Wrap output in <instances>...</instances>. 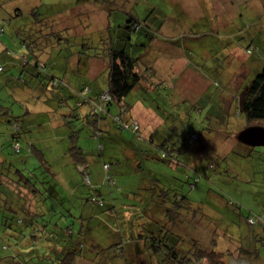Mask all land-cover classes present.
<instances>
[{
  "label": "rangeland",
  "instance_id": "rangeland-1",
  "mask_svg": "<svg viewBox=\"0 0 264 264\" xmlns=\"http://www.w3.org/2000/svg\"><path fill=\"white\" fill-rule=\"evenodd\" d=\"M111 1L114 4L108 6L94 0H0V174L6 177L22 172L41 179L40 191L44 193L34 197L22 188L17 189L18 194L31 209L32 196L36 200L44 197L56 209L53 214L46 204L36 223L26 217L23 224L10 228L2 223L11 215L6 197L0 195L1 264H58L72 247L77 251L72 264H171L164 259L169 256L165 254L168 249L154 252L153 237L148 248L139 239V250H135L138 229L127 222L135 218V210L140 213L136 224L149 219L145 213L165 222L161 219L163 210L155 204L149 208L153 191L158 200L159 187H171L190 196L195 201L193 208L201 210V221H194L191 211L184 219L193 225L186 222L176 229L199 239L206 250L217 248L219 259L206 258L202 264H264V146L254 147L236 138L247 126L241 100L264 66V0ZM34 13L44 20L37 26ZM143 17L156 23L157 38L150 41L143 30L133 32L131 38L135 42L144 39L147 51L140 45H128L126 50L146 52L143 56L150 69L165 81L157 83L156 79L152 87L142 84L132 92L129 101L134 105V118L129 121L134 125L127 124L123 130L112 118L101 120L97 126L76 118L79 108L75 106V91L84 99L107 88L108 47L124 48L127 40L123 36L129 32L126 23L130 18ZM36 28L43 34L61 31L50 35L48 44L42 42L46 46L42 60L51 56L46 60L47 70L62 81L56 86L32 63L22 71L19 58L27 52L22 38L30 42L35 34L41 36ZM169 35L174 36V42L162 43ZM250 36L256 48L249 53ZM8 57L18 64L3 60ZM20 73L27 83L20 82ZM64 95L66 100L61 102ZM118 110L114 105L111 112ZM67 117H71L70 122H64ZM135 129L144 140L154 132L156 142L166 138L176 145L179 150L172 148L173 160L155 155L143 158L137 153L134 159L128 158L124 137L132 143L131 152L147 149L133 147L142 148L146 143ZM193 133L199 140H191ZM99 134H103L102 139ZM73 139L85 152L92 184L98 183L93 188L106 196L103 207L86 199L83 167L73 163L68 150L75 144ZM14 140L20 145L19 152ZM186 142L197 147L189 151L194 164L200 163L202 154H220L208 157L217 165L212 178L203 176L193 189L185 182L187 169L174 165L179 164ZM30 143L42 151L47 163L43 164L29 148ZM151 149V154L159 152L156 147ZM105 162L111 164L109 173L115 183L107 180ZM46 165L53 167L57 178ZM198 172H192V177ZM58 177L67 181L61 182ZM154 177L161 183L153 185ZM4 183V193L11 194L10 200L16 203L20 197L7 187L12 185L10 180L4 179ZM75 184L80 186L77 194ZM229 197L235 203H229ZM113 204L120 217L110 209ZM84 209L85 220L81 218ZM250 214L253 216L247 217ZM69 225L73 234L70 229L66 232ZM184 246L191 249L190 243ZM176 251L190 255L183 248Z\"/></svg>",
  "mask_w": 264,
  "mask_h": 264
},
{
  "label": "trees",
  "instance_id": "trees-1",
  "mask_svg": "<svg viewBox=\"0 0 264 264\" xmlns=\"http://www.w3.org/2000/svg\"><path fill=\"white\" fill-rule=\"evenodd\" d=\"M78 1L89 2L90 0H78ZM94 1L105 2V4H108V6H110L111 4H114V2L111 0H94ZM20 13L21 12H18L16 13V15H19ZM34 15H35L34 24L36 26L41 24L40 23L41 21L42 22L44 21L43 19L39 18L37 14L34 13ZM154 26H156V23L152 22L151 20L149 21V19L146 17H143V19H135V18L129 19V21L126 23V27L129 30L128 35L123 36L127 40L123 46L124 48H119L117 46L111 45L108 47L106 51V56L109 60V74H108L107 88L103 91H99L96 94V96L91 94V96H87L84 99L80 97L78 90L75 91V93H77L75 94V99H76L75 106L79 108V113L75 114L76 118L82 117L87 121V123L93 124L94 126L95 125L97 126V124L101 120L108 121L109 118H112L114 122H117L116 126L121 130H123V128H126L127 124L128 126L134 125L129 121L130 118H134V116L131 114L132 107H134V105L129 101L130 95L132 94L134 90L140 88L142 84H145L146 86L151 84V87H152L153 85L152 83H154V85L156 84L155 82L156 79L159 80V82L157 83H160L161 80H164V79L157 78L156 77L157 74L154 73V70L150 69V65L147 59L143 56V54L146 52L143 51V52H139L138 54L137 53L135 54V52H131V51L129 52L128 50H126V48L128 47V45H132V46L140 45L142 47H145L144 50L146 49L147 51L146 47L148 46V44H146V41L144 39L143 41L138 38L136 39L137 41L135 42V39L133 40L131 38V34L133 32H138V31L143 30L146 33L147 38H149L150 41L151 40L153 41L155 38H157V36L155 35L156 33H155ZM48 27H50V22H48ZM37 32H40L41 36H37L35 34V38L32 39L30 42L22 38V41L23 42L25 41L24 46H26L27 52L20 57L21 65H23L24 67L28 65L29 63L34 64V66L38 70L46 72L47 75L50 76V79H51L50 84L52 86H56L62 81L57 76L50 74L51 72L47 70L48 63L46 62V60L51 58V56H46L45 58H43L44 60H42L43 52H44V49L46 48L45 45L43 47L42 42H46V44H48V42L50 41L49 36L55 35L56 33H61V31H58V32L53 31L51 33L43 34L41 28L39 29L36 28V33ZM256 33L257 32H255V34ZM59 37L62 38V36L60 35ZM173 38L174 36L169 35V38L162 43H167L170 45V43L174 42ZM249 40H251L248 46V52L250 53V52H253L256 47L253 45V42H252L253 36L252 38L250 36ZM171 75H174V74H171ZM174 76H177V75H174ZM178 76H180V74ZM154 77L156 78L154 79ZM21 80L23 79L21 78ZM65 97L66 96L64 95L60 99V101L64 102L66 100ZM114 105H117L119 107V110L116 113L111 112V109L113 108ZM240 107L247 121V126L245 128L251 125H263L264 126V66L261 69V71L258 74H256V76L250 82L245 92V96L241 100ZM70 118L71 117L65 118L64 122H68L69 120H71ZM13 121L14 120L10 119L11 123H13ZM101 131L103 130L101 129ZM136 132L138 133V137L140 138V140H143V142L145 141L146 143L142 145V148H139L135 144L133 145V147L139 150L149 148L150 151L148 152L146 149V150H143V153H138V152H133V151L131 152L129 148L131 147L132 143H130L129 139L124 137L123 139L126 142V149H128L126 150V152L130 153V156H128V158L131 157L130 159H134L133 156L134 155L137 156L134 153H137V154H142L143 158H147V157H151L155 155L156 157L160 156V158L164 159L165 161L173 160L171 158L172 153H173L172 148L176 145L170 143L166 138L160 141L158 140L156 142V140L153 138L154 132L151 133L148 138H145V140L142 137H140L141 135L139 136V130H137ZM95 134H97V132H94V135ZM194 134L195 133L191 135V140H194V141L199 140V137L197 139H194ZM238 135L236 136L237 139H239ZM99 136H100L99 139H102L103 134H99ZM14 141H15L14 144H16V149L19 152L21 150L20 145L16 143V140ZM73 141L75 143L74 146L69 148L68 150H70V153H71L70 155H72L71 157H72L73 163H75L77 167L78 166L83 167L81 170L83 179L85 181L83 182H84V185L88 187V191L85 192L86 199L88 201H92L95 204L103 207L106 205V201H105L106 196L102 194L101 190H98L97 188H93V187L98 186V183L92 184L91 177L88 175L89 174L88 169L90 166H89L88 160H86L84 156L85 152L83 151V148L79 147V145L76 144L75 139H73ZM29 146L31 150L36 152L37 156L41 157L40 159L43 164L47 163V161L44 158H42L43 157L42 151H40L39 148L35 146V143L33 144L30 143ZM150 146L156 147V149L159 152H156L155 154H151L152 149ZM182 146H184L183 154H182L181 160H178L179 164L177 163L174 164L175 163L174 162L171 165L173 166L174 164L177 167L181 165L182 167L187 169L186 171L187 175L185 176L186 178L185 182H186V185L188 184V187L190 189H193L194 187L197 186V183L200 181V179L203 176L208 177L209 179L212 178L213 176L212 170L216 171L217 165L214 160H208L209 159L208 157L209 155H220V154H217L216 151L213 154H208L206 156L205 155L203 156L202 154L200 163L192 164L194 162V159H192L191 153L189 151L191 150L193 152L194 149H196L197 147H195L193 144H191L190 146V144H187V142L183 144ZM173 149L177 150V148L175 147ZM177 154L179 153L178 152L175 153L176 159H177ZM167 163L170 164V162H167ZM106 164H108V167H106ZM140 165H141V162L139 161L138 167H140ZM110 168H111V164L109 162H105L104 169L107 172V175H106L107 180H109V183H115L114 175L109 173ZM46 169L49 171V173L52 176L57 178L58 173L53 169V167L51 169L49 165H46ZM18 171H20V169H18ZM191 171L192 172L199 171V172L194 177H192ZM202 171H205V173L203 174L200 173ZM197 178H198V181L196 182ZM4 179L10 180V183L12 185L11 186L7 185V187L10 188L8 189L10 190V192L14 190V193L17 194L19 197L21 196V194L20 193L18 194L19 190L17 189H22V188H27L26 189L27 194L33 195L34 197L38 196L39 194L38 190L40 188H37V187H40L39 182L42 181L41 179L37 177H27L22 172H18L17 174L9 173L8 176L6 177L4 174H0V195H4L6 197V203H7L6 207L9 210V213L11 215L10 218H5L4 221L2 222L3 224H5L4 226L11 228L14 225L18 226L20 224H23L26 217H27V221L32 220V224L36 223L38 221L37 220L38 215L41 214L40 211L46 206V204L49 206L48 210L51 209L52 213L53 214L55 213L54 211L56 209L52 207V204L54 203L51 201H47L44 197H41L40 200H36L33 196L31 197L32 199L31 204L33 205V209H31V207L26 205V200L23 197L22 198L20 197V199L16 203H14V201L12 202L10 198L13 199V196L11 194L4 193V188L6 185L4 183ZM58 179L61 182L67 181V179H61L60 177H58ZM157 183L160 184L161 182H159V180L156 177H154L152 180V184L155 185ZM169 184L170 186L172 185L171 183ZM12 186H15V187H12ZM74 186H77L78 190L75 189L76 194H77L78 191L80 190L79 188L80 186H78L77 184H75ZM138 188L139 187H137L136 189ZM159 189H160V193L158 194L159 196L158 200H155L154 198L156 195V192L153 191V193L151 194L150 200H149V208L152 209L153 208L152 205L155 204V206L157 205L161 209V211L163 210L161 213L162 215L161 214L160 215H161V219L165 222L162 223L160 221H157L156 218L154 219L151 216L147 215V213H145L146 214L145 217L149 219L143 223L136 224L137 223L136 221H138L137 217L140 213H138L136 210L133 211L135 214L133 217L135 218L131 219V221L127 220V222L131 223L130 226H135V228L138 229L137 230L138 234L134 241V243H136L134 249L139 250L138 249L140 245L139 239L148 248L149 238L153 237L154 247H155L154 252L157 254L158 253L160 254L162 251H165V249H168L167 252H165V254L169 256H166L164 259L171 264H202V261L205 260L206 258H208L209 260H213L216 258L219 259L220 255L216 254L217 252L216 247H213V248L211 247L209 248L210 250H206L208 248H205L202 245H200L199 239H197L196 237H192L191 235H186L180 232L178 228L176 229L178 225L181 226L183 224H186V222L188 224L193 225L192 222L187 221V218H185L186 220L184 219V216L187 217V215L191 211L192 212H191L190 217L194 219V221L196 219L198 221H201V219L203 218L202 213L200 214L201 210L193 208L195 201L190 200V196L188 195H184L181 192L174 191V189L171 187H165V188L159 187ZM18 202H20V205ZM228 202L235 203L234 200L231 199V197H229ZM83 204H85V202H83ZM124 206H127V205H124ZM110 209L113 212H115L117 216L120 217L119 212H117L114 204ZM17 210H21L25 216L22 217L18 215L19 213ZM146 212L150 213L149 209ZM81 215H82L81 218L83 219L84 215L83 214ZM250 216H253V215L252 214L247 215V217L249 218ZM2 223L0 222V228L2 227ZM67 229H70L69 232L73 234V228L70 227V225L66 228V232L68 233ZM80 234H82V231L80 232ZM187 243L191 244V249L187 246H184ZM83 247H84V243L82 242L81 248ZM177 247L180 249L183 248L187 251H189L190 249L193 252L189 251L190 252L189 256H187V254L179 255L178 252L176 251ZM76 253L77 251L73 249V247L70 249H67L64 252L63 257H61V259L59 260L58 264H64V263L72 264V260L75 257L73 254L76 255ZM123 253L126 256L127 254L126 249L123 251ZM71 255H72V258L71 257L68 258V256H71ZM1 259L3 258L0 255V264H1ZM164 259H161L160 262H162Z\"/></svg>",
  "mask_w": 264,
  "mask_h": 264
},
{
  "label": "water",
  "instance_id": "water-1",
  "mask_svg": "<svg viewBox=\"0 0 264 264\" xmlns=\"http://www.w3.org/2000/svg\"><path fill=\"white\" fill-rule=\"evenodd\" d=\"M238 138L241 142L247 145L264 146V126H248L239 133Z\"/></svg>",
  "mask_w": 264,
  "mask_h": 264
},
{
  "label": "crops",
  "instance_id": "crops-1",
  "mask_svg": "<svg viewBox=\"0 0 264 264\" xmlns=\"http://www.w3.org/2000/svg\"><path fill=\"white\" fill-rule=\"evenodd\" d=\"M5 62H8V63H13L14 65H17L18 63H17V61L16 60H14V59H12V58H9L8 57V59H3ZM19 62H20V58H19ZM21 66V65H20ZM34 66V65H33ZM26 67V66H25ZM25 67H22L23 69H22V71H24L25 70ZM30 73H32V70L30 71ZM21 78L23 79V73L21 74H19V76H18V79L20 80V82H26L27 83V81L26 80H21ZM192 160V159H191ZM192 164H194V163H192ZM37 188H40V187H37ZM38 192L39 193H44L43 191H40V189L38 190ZM31 201H32V199H31ZM48 201V200H47ZM83 215L85 216V209H84V213H83ZM87 215V214H86ZM84 220H85V218H84ZM87 225H88V223H87ZM82 226H84L83 224H82ZM83 232V229L82 230H80V232ZM87 231V230H86ZM85 233H87V232H85Z\"/></svg>",
  "mask_w": 264,
  "mask_h": 264
},
{
  "label": "built area",
  "instance_id": "built-area-1",
  "mask_svg": "<svg viewBox=\"0 0 264 264\" xmlns=\"http://www.w3.org/2000/svg\"><path fill=\"white\" fill-rule=\"evenodd\" d=\"M136 126V125H135ZM106 167H108V164L106 165Z\"/></svg>",
  "mask_w": 264,
  "mask_h": 264
}]
</instances>
